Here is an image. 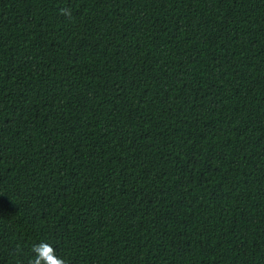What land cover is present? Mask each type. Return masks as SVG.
Returning <instances> with one entry per match:
<instances>
[{
	"label": "trees",
	"instance_id": "obj_1",
	"mask_svg": "<svg viewBox=\"0 0 264 264\" xmlns=\"http://www.w3.org/2000/svg\"><path fill=\"white\" fill-rule=\"evenodd\" d=\"M41 242L264 264V0H0V264Z\"/></svg>",
	"mask_w": 264,
	"mask_h": 264
},
{
	"label": "clouds",
	"instance_id": "obj_2",
	"mask_svg": "<svg viewBox=\"0 0 264 264\" xmlns=\"http://www.w3.org/2000/svg\"><path fill=\"white\" fill-rule=\"evenodd\" d=\"M63 12L65 15H70L66 9ZM32 252L35 253V256L30 264H68L65 258L57 255L56 249L48 242L34 245Z\"/></svg>",
	"mask_w": 264,
	"mask_h": 264
}]
</instances>
